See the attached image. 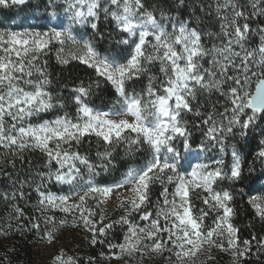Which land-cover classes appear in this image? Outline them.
I'll return each mask as SVG.
<instances>
[{"label":"snow or ice","instance_id":"snow-or-ice-1","mask_svg":"<svg viewBox=\"0 0 264 264\" xmlns=\"http://www.w3.org/2000/svg\"><path fill=\"white\" fill-rule=\"evenodd\" d=\"M27 3L28 0H0V7ZM184 3L185 0H178L177 10ZM46 7L59 6L49 0ZM214 10L219 17L220 32L213 35L222 39L210 48L202 43L201 31L190 27L188 20L163 8L158 10L157 6L149 9L144 0H64L62 13L68 18L67 26L61 16L56 26L46 31H0V146L16 155L27 149H39L47 157L48 168L39 174L41 180L67 184L78 197L73 201L72 195L40 192L43 227L40 217H35L30 226L20 222L24 211L16 207V231L23 233L27 229L37 234L38 243L54 245L62 230L79 228L86 231L91 245L106 244L113 255L116 249L122 254L139 253L142 258L167 251L171 254L168 264H173V256L175 264H186L189 260L194 264L205 252L208 260H214L211 252L215 248L229 252L233 264H242V259L251 253L252 241H240L239 229L231 222L235 214L232 191L229 188L217 191L215 185L224 180L244 181L240 151L228 141L237 136L246 139L249 131L264 121V26H251L253 17L264 16V0H248L247 4L241 0H217ZM101 12L105 18L111 17L126 35L118 42L129 49L123 61L100 55L93 40L77 41L73 34L75 25L98 32ZM253 32L260 34L261 43L256 48H246ZM67 42L79 44L76 52H69L72 59L92 68L98 78L115 89L118 109L101 111L86 103L93 85L85 86L81 81L73 89L74 115L65 111L52 120L25 124L29 117L65 107L60 98L47 90L51 81L37 62L53 43H58L61 47L57 49V58L68 63L61 55ZM209 56V67H205L202 61ZM156 64L163 79L150 74ZM34 74L37 79H32ZM145 75L147 85L141 92L128 90L129 82ZM99 86L98 79L95 87ZM213 91L224 98L223 111L216 104L207 111H202L203 105L193 104L200 93ZM190 112L199 118V123L192 127L203 129L199 144L193 140L189 122L184 119ZM92 134L112 149L97 151L101 161L98 165L79 151L83 138ZM122 141L129 149L138 146V151H144V162L129 167L114 184H96L93 179L99 175L96 169L107 171L114 166L113 146ZM260 144L256 156L264 161V140ZM194 147L198 151L194 152ZM210 148L217 150L219 158L192 164L193 159L199 160V152H208ZM229 148L231 163L226 164L224 156ZM185 164L190 171L184 168ZM81 166L87 169L86 182ZM252 171L250 168L249 174ZM156 182L162 186V203L157 201L153 213L144 206L149 203L150 187ZM169 185H174L171 193ZM201 190L205 193L202 200L207 210L201 208L198 215H193L190 196ZM8 195L3 194L4 198ZM18 195L23 197V191ZM113 195L120 197L119 208L124 215L105 223L106 215L100 206L104 198ZM89 199L95 204H89ZM249 203L264 220V196H251ZM51 210L65 215L57 221L55 216L46 214ZM135 213H139V223L134 219ZM210 213L215 216L209 225L205 221ZM117 224L126 230L123 241L113 244L108 236ZM256 247L258 252L264 249V237ZM52 264H78V261L62 249ZM88 264H95V258H89Z\"/></svg>","mask_w":264,"mask_h":264},{"label":"trees","instance_id":"trees-1","mask_svg":"<svg viewBox=\"0 0 264 264\" xmlns=\"http://www.w3.org/2000/svg\"><path fill=\"white\" fill-rule=\"evenodd\" d=\"M54 2L59 6L56 9L46 7L49 4V0H28L26 5L8 8L0 7V31H23L24 29L46 31L50 27H55L56 25L50 21V17L53 15V11L56 13L62 12L64 0H54ZM144 3L149 9L152 6H157L158 10L159 8H163L170 11L172 15L179 14L181 19L188 20L190 27L201 31L202 43L208 48L214 43L219 44L222 39L213 35L220 32L219 17L214 10L217 0H185L184 6L179 10L176 8L178 0H144ZM241 3L247 4L248 0H241ZM201 5H204L203 10ZM209 5L212 7L209 8ZM248 10L251 11V8ZM158 14L159 11H157ZM20 15L31 17L33 22L27 24L22 30H15V28L20 29L19 26L5 24ZM258 25L264 26V16L253 17L252 28H256ZM85 34L88 39L93 40L96 50L100 54L115 56L122 61L128 56L129 49L127 46L118 43L120 40L126 38V35L120 32L111 17L105 18L103 12L100 14L98 32L94 33L88 27ZM260 43V34L253 32L249 35L245 47L250 49L256 48ZM78 45H72L71 42H67L63 46L64 51L61 55L63 59L68 60V63H61L57 58V49L61 47L58 43H53L45 54L40 55L37 63L39 66L44 67L51 81L46 88L54 97L60 98L65 107H56L46 113L40 114L38 117H29L25 124H35L45 119L52 120L57 115H63L65 111L71 112L74 115L76 106L72 101L73 89L81 81H83L85 86L90 83L93 85L90 96L86 98V103H89L90 106L103 109L117 106V94L111 84L105 82L102 78H98L92 68L69 56V52H76ZM210 60L211 56L206 57L202 61L205 67H209L208 61ZM150 74L163 79L159 73V64L152 67ZM37 78L38 75L36 74L32 77V79ZM98 79L99 88L95 87ZM146 85L147 75L129 82L127 88L129 91L134 89L136 92H141ZM224 103V98L215 91L211 93L202 92L198 96V101H193L194 105L204 106L202 111L210 110L212 104H216L217 109L223 111L222 106ZM184 119L189 122L193 140L196 144H199L203 139V129L192 127L193 124L199 123V118L194 112H190L185 114ZM8 123L10 124L11 121L9 120ZM261 140H264V121H260L258 126L250 130L246 139H241L238 136L236 139H230L228 143L230 145L236 144L240 151L245 179L237 183L224 180L215 185L217 191L221 188H229L232 191L234 200L231 206L234 208L235 214L231 218V222L239 229L238 236L240 241L246 239L252 241L251 253L242 259V264H264V249L258 252L256 247L260 238L264 237V220L256 214V210L249 203L251 196H264V184L260 183V180L264 176V161H261L256 156L261 147ZM176 143L179 146V141ZM113 147L115 151L112 165L114 166H109L107 171L101 168L96 169L99 175L93 179L98 184L106 185L119 181L129 167L141 165L146 158L144 151L137 150L138 146H132L129 149V146L122 141ZM105 150L112 151V149L107 148L102 139L97 138L94 134L83 138L79 146L81 154L89 155L91 161L97 165L101 163L100 159L96 156L97 151L104 152ZM230 151L229 148L228 153L224 156L226 164L231 163ZM205 157L208 159L219 158V153L217 150L210 148L208 152H205ZM46 160V155L39 149H27L22 154L16 155L8 148L0 146V264H52L54 256L59 253V249H63L66 253L70 246L73 248V255L71 256L77 258L78 264H88L89 258H95V264H103L104 260L114 258L116 255L125 257V262H129V264H158L151 262L147 255L142 258L139 253H133L132 255L127 253L122 254L119 249H116V255H113L106 244L91 245L86 231L79 228L68 231L67 229L62 230L59 240L54 245L38 243L37 234L35 232H28L27 229L23 233L16 231L15 226L18 223L15 212L16 207L24 211V217L21 218L20 222L30 226V223L34 222L35 217H40L39 223L43 227L44 219L39 210L40 192H51L57 195H68L74 192L70 190V186L67 184H58L54 180H41L39 174L48 171ZM184 168L187 169V166L184 165ZM250 168L253 171L249 174ZM81 171L84 174L86 182L87 169L81 166ZM38 186L39 191H37ZM21 190L24 193L23 197L18 195ZM173 190L174 185H169L168 191L171 193ZM161 191L162 186L159 182L151 185L149 192L150 199L149 203L144 206L145 210L153 211L154 213L157 201L162 203ZM4 193L9 194L7 198H4ZM13 193L17 195L13 196ZM204 195L205 193L202 190L198 194H191L193 215H198L201 208L207 210L202 200ZM89 204L94 205L95 201L89 199ZM100 207L106 215L105 223L116 221L120 216L124 215L119 205L112 209L105 208L103 204ZM46 214L48 216H55L57 221L65 215L59 210H51ZM214 216L215 213H210L205 223L210 225ZM134 219L137 223L140 222L139 213L134 214ZM9 225L12 226L11 230L9 229ZM125 230L121 225H115L109 231V240L113 244L122 242ZM68 232H70V235L67 234ZM253 236L256 237V240L252 239ZM102 252L104 256H101ZM161 255L162 258L166 259L163 264H168L167 258L171 254L165 251ZM207 255V252L200 254L195 259L194 264H233V258L229 252L213 248L211 255L215 259L208 260ZM173 264H175L174 256ZM187 264H193V261L189 260Z\"/></svg>","mask_w":264,"mask_h":264},{"label":"rangeland","instance_id":"rangeland-1","mask_svg":"<svg viewBox=\"0 0 264 264\" xmlns=\"http://www.w3.org/2000/svg\"><path fill=\"white\" fill-rule=\"evenodd\" d=\"M61 16H63V13L62 12H60V13H56V15H52L51 17H50V21H52V23H54V25H56V22H57V19L59 18V17H61ZM63 20H64V24H65V26H67V24L69 23V21H68V18L66 17V16H63ZM33 22V19L31 18V17H29V16H26V15H20L19 17H17L16 19H13V20H10V21H8V22H6L5 24H11V25H16V26H19L20 27V29L19 28H15V30H22L25 26H27V24H29V23H32ZM87 28L88 27H86V26H83V25H75L74 26V31H73V34L76 36V39H77V41H81V39H83V40H88V38H87V36H86V30H87ZM90 28V27H89ZM79 48V45L76 47V51H77V49ZM100 55H102V56H105V54H100ZM107 56V55H106ZM110 58L111 57H115V56H109ZM117 58V57H116ZM117 59H119V58H117ZM120 60V59H119ZM122 61V60H121ZM118 105L116 106V107H114V108H108V109H103V108H97V107H94V108H96V109H98V110H101V111H108V110H116V109H118ZM195 149V148H194ZM209 159L207 158V157H205V152H199V160H197V159H193L192 160V164L194 165L195 163H197V162H199V161H204V162H207ZM185 166H187V169L190 171V168H188V165L187 164H185ZM118 182V181H117ZM260 183L261 184H264V176H263V178L260 180ZM96 184H98L97 182H96ZM112 184H114V183H112ZM98 185H101V184H98ZM106 185H111V184H106ZM101 186H103V185H101ZM78 190V189H77ZM68 195H72L73 196V201H75L76 199H78V197H76L75 196V194H74V192L73 193H71V194H68ZM119 203H120V197L119 196H116V195H113V196H110V197H108V198H104V203H103V205H104V207L105 208H107V209H112L113 207H115V206H117V205H119ZM67 231H68V229H67ZM68 235H70V232H68L67 233ZM73 248H72V246H70L69 248H68V250L66 251V255H68V256H71V255H73L72 254V250ZM62 249L60 248L59 249V252L61 251ZM148 256V258H149V260L151 261V262H156V263H158V264H163L164 262H165V258H162V255L161 254H158V253H152V254H150V255H147ZM126 258L125 257H123V256H120V258L119 259H117L116 257H114V258H110V259H106V260H104L103 261V264H129V262H125L126 260H125ZM188 262V261H187ZM187 262H186V264H187Z\"/></svg>","mask_w":264,"mask_h":264},{"label":"water","instance_id":"water-1","mask_svg":"<svg viewBox=\"0 0 264 264\" xmlns=\"http://www.w3.org/2000/svg\"><path fill=\"white\" fill-rule=\"evenodd\" d=\"M198 151L197 149H194V152Z\"/></svg>","mask_w":264,"mask_h":264}]
</instances>
